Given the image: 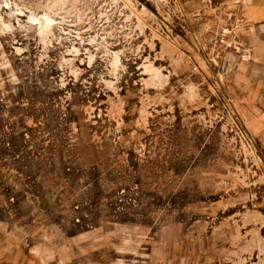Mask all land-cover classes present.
Returning <instances> with one entry per match:
<instances>
[{"label":"rangeland","instance_id":"obj_1","mask_svg":"<svg viewBox=\"0 0 264 264\" xmlns=\"http://www.w3.org/2000/svg\"><path fill=\"white\" fill-rule=\"evenodd\" d=\"M0 264H264V0H0Z\"/></svg>","mask_w":264,"mask_h":264},{"label":"built area","instance_id":"obj_2","mask_svg":"<svg viewBox=\"0 0 264 264\" xmlns=\"http://www.w3.org/2000/svg\"><path fill=\"white\" fill-rule=\"evenodd\" d=\"M230 62H231L230 60H227V61H226V64H228V65H229V64H230Z\"/></svg>","mask_w":264,"mask_h":264},{"label":"bare ground","instance_id":"obj_3","mask_svg":"<svg viewBox=\"0 0 264 264\" xmlns=\"http://www.w3.org/2000/svg\"><path fill=\"white\" fill-rule=\"evenodd\" d=\"M46 21H47V22H49L48 18H46ZM232 64H233V62H232V63H230V66H231Z\"/></svg>","mask_w":264,"mask_h":264}]
</instances>
